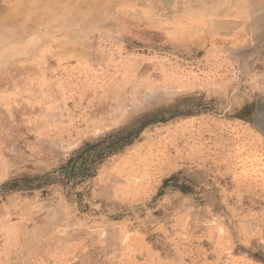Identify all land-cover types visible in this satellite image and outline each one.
Wrapping results in <instances>:
<instances>
[{
	"label": "rangeland",
	"instance_id": "374dc122",
	"mask_svg": "<svg viewBox=\"0 0 264 264\" xmlns=\"http://www.w3.org/2000/svg\"><path fill=\"white\" fill-rule=\"evenodd\" d=\"M0 264H264V0H0Z\"/></svg>",
	"mask_w": 264,
	"mask_h": 264
},
{
	"label": "trees",
	"instance_id": "16d2710c",
	"mask_svg": "<svg viewBox=\"0 0 264 264\" xmlns=\"http://www.w3.org/2000/svg\"><path fill=\"white\" fill-rule=\"evenodd\" d=\"M119 142L121 141H117L116 143H114V145H109L107 148L103 149V152H107L109 150H112L115 146H117L119 144ZM100 153H102L100 151ZM98 153V154H100ZM40 177L39 176H35V177H25V178H22V179H16L14 180L13 182L7 184L6 186L9 187V189H13V188H16L18 185V181H23L27 187V189H32V187H37L38 185H33L34 181L38 180ZM169 180H167L165 183H167Z\"/></svg>",
	"mask_w": 264,
	"mask_h": 264
},
{
	"label": "bare ground",
	"instance_id": "6f19581e",
	"mask_svg": "<svg viewBox=\"0 0 264 264\" xmlns=\"http://www.w3.org/2000/svg\"><path fill=\"white\" fill-rule=\"evenodd\" d=\"M26 2V1H25ZM261 18V17H260Z\"/></svg>",
	"mask_w": 264,
	"mask_h": 264
}]
</instances>
